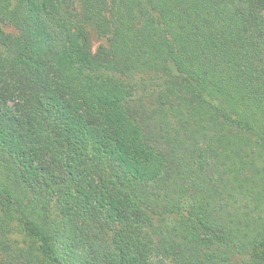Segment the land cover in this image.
Segmentation results:
<instances>
[{
  "label": "trees",
  "instance_id": "obj_1",
  "mask_svg": "<svg viewBox=\"0 0 264 264\" xmlns=\"http://www.w3.org/2000/svg\"><path fill=\"white\" fill-rule=\"evenodd\" d=\"M0 264H264V0H0Z\"/></svg>",
  "mask_w": 264,
  "mask_h": 264
},
{
  "label": "rangeland",
  "instance_id": "obj_2",
  "mask_svg": "<svg viewBox=\"0 0 264 264\" xmlns=\"http://www.w3.org/2000/svg\"><path fill=\"white\" fill-rule=\"evenodd\" d=\"M3 28H4V31L9 33V34H15L16 33V31L13 29V27H11L9 25H4ZM105 44H106L105 39L94 37V39H93L94 50H97L100 46L105 45Z\"/></svg>",
  "mask_w": 264,
  "mask_h": 264
}]
</instances>
